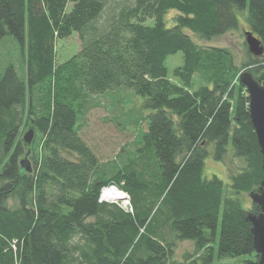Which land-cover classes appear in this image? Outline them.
Returning <instances> with one entry per match:
<instances>
[{
	"label": "trees",
	"instance_id": "1",
	"mask_svg": "<svg viewBox=\"0 0 264 264\" xmlns=\"http://www.w3.org/2000/svg\"><path fill=\"white\" fill-rule=\"evenodd\" d=\"M246 11L264 48V0H0V44L17 42L24 71L10 64L0 75V264H180L184 241L194 244L185 264H258L247 219L261 209L245 196L261 188L263 156L239 78L247 70L264 85V54L245 41L238 64L229 48L184 32L209 41L238 30ZM74 33L81 48L59 64L57 42ZM178 52L180 84L166 66ZM122 88L150 114L133 144L139 156L119 158L107 176L80 116L90 98ZM230 145L242 163L231 192L205 177L206 159L224 161ZM112 184L132 211L100 202Z\"/></svg>",
	"mask_w": 264,
	"mask_h": 264
},
{
	"label": "rangeland",
	"instance_id": "2",
	"mask_svg": "<svg viewBox=\"0 0 264 264\" xmlns=\"http://www.w3.org/2000/svg\"><path fill=\"white\" fill-rule=\"evenodd\" d=\"M176 15L177 13L175 10L168 11L166 15L168 28L176 25L174 20ZM247 17L248 11L240 14V27L238 30L213 38L209 41L199 38L190 30H185L184 32L189 34L200 45L229 48L234 53L237 63L241 64L246 58L245 33L249 31ZM148 24L152 25L153 22L150 21ZM80 48L81 43L77 33H74L66 40L58 41L56 46L57 62L61 64L68 61L79 52ZM183 63L184 57L182 52L169 56L166 61L168 77L176 84H180V81L175 76V70L181 67ZM10 64L16 66L20 74L24 76L21 53L17 42L13 38H7L0 44V75ZM198 79L199 78L196 77L197 81ZM198 84L200 85V81H198ZM142 101L143 99L136 96L131 89L122 88L117 91L109 92L104 96H100L99 99L90 98L87 106L89 113L83 117L80 116V133L82 134V138L85 139L97 153L101 161L100 164L103 166L102 171H100L101 173L103 172L102 175L105 173H107V176L113 174L115 171L113 163L116 162L120 164V161H118L119 158L128 159V155L132 156L133 154V156H139V152L137 153V148H133V144L136 138H138L136 142L140 141L141 134L147 126L145 117L150 114V112L143 108ZM231 148L230 145L224 161H217L211 155L205 161V177L208 179H211L213 176L219 177L223 180L227 190H230L231 173L237 172L242 166L241 161L233 156ZM26 158H28V156L25 157V159ZM29 160H32L31 157ZM29 164H31L30 161ZM112 185L116 186V184ZM119 190L123 191L120 188ZM123 193L126 192L123 191ZM245 199L247 200L248 208H250L252 200L248 196H245ZM113 202L115 204L121 203L120 200ZM193 252L194 244L192 242H178L175 259L180 262V264H185L186 261L184 256L191 255ZM234 263L235 259L230 258L216 260L214 264Z\"/></svg>",
	"mask_w": 264,
	"mask_h": 264
},
{
	"label": "water",
	"instance_id": "3",
	"mask_svg": "<svg viewBox=\"0 0 264 264\" xmlns=\"http://www.w3.org/2000/svg\"><path fill=\"white\" fill-rule=\"evenodd\" d=\"M245 41L249 52L254 56H261L264 54V48L256 36L247 31L245 33ZM239 81L244 85L249 97V113L253 126L256 131L258 144L263 156V170H264V85L256 80L253 75L245 70L239 78ZM35 139V131L29 129L24 137V143L30 147ZM30 153V151L28 152ZM31 170L27 158L21 164ZM252 203L258 205L261 209L260 213L248 214V221L252 224V234L254 238V247L259 255L258 264H264V181L258 192H253L250 195Z\"/></svg>",
	"mask_w": 264,
	"mask_h": 264
},
{
	"label": "built area",
	"instance_id": "4",
	"mask_svg": "<svg viewBox=\"0 0 264 264\" xmlns=\"http://www.w3.org/2000/svg\"><path fill=\"white\" fill-rule=\"evenodd\" d=\"M115 194H122V198H117L115 196ZM120 200L121 201V205L119 204L123 209H125L126 211H132L133 210V207H132V204H131V199L130 197L128 196L127 193H123V191H120L119 188L117 186H107V187H104L101 191V196H100V201H106V202H112L114 203L113 201H118Z\"/></svg>",
	"mask_w": 264,
	"mask_h": 264
},
{
	"label": "bare ground",
	"instance_id": "5",
	"mask_svg": "<svg viewBox=\"0 0 264 264\" xmlns=\"http://www.w3.org/2000/svg\"><path fill=\"white\" fill-rule=\"evenodd\" d=\"M115 196H116L117 198H122V197H123L122 194H115Z\"/></svg>",
	"mask_w": 264,
	"mask_h": 264
},
{
	"label": "crops",
	"instance_id": "6",
	"mask_svg": "<svg viewBox=\"0 0 264 264\" xmlns=\"http://www.w3.org/2000/svg\"><path fill=\"white\" fill-rule=\"evenodd\" d=\"M81 137H82V134L80 133ZM85 140V139H84ZM86 141V140H85ZM87 142V141H86ZM88 143V142H87ZM89 144V143H88ZM90 145V144H89ZM91 146V145H90ZM92 147V146H91Z\"/></svg>",
	"mask_w": 264,
	"mask_h": 264
}]
</instances>
